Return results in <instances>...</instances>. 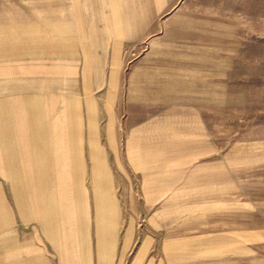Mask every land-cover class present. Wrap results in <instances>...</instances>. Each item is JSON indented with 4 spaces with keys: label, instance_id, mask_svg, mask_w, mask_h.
I'll use <instances>...</instances> for the list:
<instances>
[{
    "label": "crops",
    "instance_id": "1",
    "mask_svg": "<svg viewBox=\"0 0 264 264\" xmlns=\"http://www.w3.org/2000/svg\"><path fill=\"white\" fill-rule=\"evenodd\" d=\"M197 1L0 0V264H85V223L93 243L128 223L131 244L115 198L157 211L180 194L171 164L206 163V116L238 98L254 40L243 12ZM175 227L170 251L150 257L146 233L129 264H185Z\"/></svg>",
    "mask_w": 264,
    "mask_h": 264
},
{
    "label": "rangeland",
    "instance_id": "2",
    "mask_svg": "<svg viewBox=\"0 0 264 264\" xmlns=\"http://www.w3.org/2000/svg\"><path fill=\"white\" fill-rule=\"evenodd\" d=\"M204 4L213 11L227 5L229 13L243 12L248 38L254 40L253 47L244 51L242 75L229 84L238 98L213 104L211 115L206 116L212 136L206 163L171 164L173 170L164 174L165 190L178 179V196H159L157 211L151 210L156 197L148 196V211L142 213H130L124 196L115 198L118 221L132 217L136 222L131 244L124 243L128 223H118L111 230L109 223H101L95 243L91 223H85V264H91L92 253L99 256L95 264H129L146 233L155 237L150 257H159L163 246L171 249L165 241L177 235L173 224L179 230L180 262L264 264V0L197 1V7ZM119 183L123 191V181ZM207 188L210 195L194 194Z\"/></svg>",
    "mask_w": 264,
    "mask_h": 264
}]
</instances>
